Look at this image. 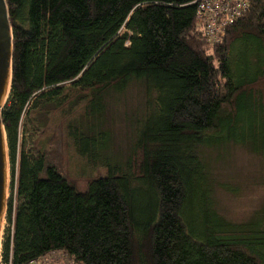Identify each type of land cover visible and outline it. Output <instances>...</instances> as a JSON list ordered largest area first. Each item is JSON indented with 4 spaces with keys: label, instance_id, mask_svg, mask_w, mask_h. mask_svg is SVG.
<instances>
[{
    "label": "trees",
    "instance_id": "1",
    "mask_svg": "<svg viewBox=\"0 0 264 264\" xmlns=\"http://www.w3.org/2000/svg\"><path fill=\"white\" fill-rule=\"evenodd\" d=\"M195 1L5 0L0 264L52 250L78 264H264V202L243 222L220 215L204 156L230 144L264 156V0L214 44L194 27ZM132 84L143 102L115 155L106 98ZM57 114L75 153L104 170L82 186L39 139Z\"/></svg>",
    "mask_w": 264,
    "mask_h": 264
},
{
    "label": "rangeland",
    "instance_id": "2",
    "mask_svg": "<svg viewBox=\"0 0 264 264\" xmlns=\"http://www.w3.org/2000/svg\"><path fill=\"white\" fill-rule=\"evenodd\" d=\"M106 100V121L112 136L111 151L124 156L134 127L130 118L140 112L142 93L137 84H132L122 94H109ZM64 121L59 114L54 115L53 120H46V127L39 139L61 172L76 179L77 185L82 186L83 179L104 170L88 164L75 153L63 134ZM26 136L30 139L28 134ZM204 156L211 173L216 211L232 222L248 220L264 202V156L232 144L217 150H207ZM10 193V165L7 158L6 206ZM5 214L6 208L0 240L6 227Z\"/></svg>",
    "mask_w": 264,
    "mask_h": 264
},
{
    "label": "built area",
    "instance_id": "3",
    "mask_svg": "<svg viewBox=\"0 0 264 264\" xmlns=\"http://www.w3.org/2000/svg\"><path fill=\"white\" fill-rule=\"evenodd\" d=\"M250 0H196L194 27L211 43H217L226 27L247 11ZM28 264H78L63 250H52Z\"/></svg>",
    "mask_w": 264,
    "mask_h": 264
},
{
    "label": "water",
    "instance_id": "4",
    "mask_svg": "<svg viewBox=\"0 0 264 264\" xmlns=\"http://www.w3.org/2000/svg\"><path fill=\"white\" fill-rule=\"evenodd\" d=\"M12 32L5 0H0V233L6 208L7 147L1 110L7 100L11 81Z\"/></svg>",
    "mask_w": 264,
    "mask_h": 264
}]
</instances>
